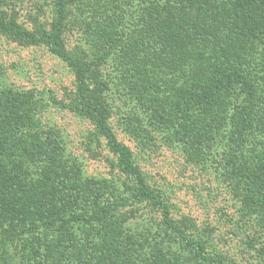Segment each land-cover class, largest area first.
Segmentation results:
<instances>
[{"label": "trees", "instance_id": "16d2710c", "mask_svg": "<svg viewBox=\"0 0 264 264\" xmlns=\"http://www.w3.org/2000/svg\"><path fill=\"white\" fill-rule=\"evenodd\" d=\"M4 5L0 35L19 46L44 45L71 69L73 97L60 107L94 125L123 182L82 174L61 135L38 119L43 94L0 88V247L13 248L24 264H180L184 252L202 264H226L172 221L163 192L148 185L106 125L104 86L63 48L66 0H51L50 30L37 34ZM195 8V0H113L112 20L126 29L117 36L126 52L122 85L136 107L168 123L169 135L181 133L176 142L214 150L215 171L264 238V0L203 8L208 32L197 28L196 37L185 22ZM160 14L169 24L157 32L149 24ZM142 202L160 231L121 227L119 208Z\"/></svg>", "mask_w": 264, "mask_h": 264}, {"label": "rangeland", "instance_id": "374dc122", "mask_svg": "<svg viewBox=\"0 0 264 264\" xmlns=\"http://www.w3.org/2000/svg\"><path fill=\"white\" fill-rule=\"evenodd\" d=\"M226 1L195 0L196 10L185 14V22L191 25L195 37L197 28L208 32L203 8L222 7ZM0 2L6 10H14L24 29L36 34L50 30L54 19L51 0ZM112 3L113 0H66L62 36L64 50L77 62L88 64L91 74L104 86L101 104L106 110V125L131 151L133 163L148 185L163 192L170 218L179 228L194 239L206 240V251L218 254L226 264H264V256L259 252L264 248V238L254 220L242 211L231 187L215 171L214 150L191 139L186 143L176 142L175 136L181 133L175 131L176 134L169 135L164 128L168 123L164 119L157 121L136 107L130 93L123 88L119 61L126 52L124 42L117 36L126 33V29L121 22L112 20L115 17ZM105 6H109L108 16L104 13ZM167 16L172 22L176 18ZM165 24L169 23L160 14L157 22L149 25L160 32L167 28ZM74 86L71 69L44 45L19 46L0 35V88L43 94L38 119L61 135L66 152L78 162L82 174L107 177L121 186L123 177L118 174L114 158L94 125L60 107L71 102ZM197 154L204 156V161L200 162ZM130 209L136 210L133 218L128 215ZM117 213L123 214L119 220L127 232L139 231L144 226L160 231L155 211L143 202L128 203ZM184 253L180 264H202L193 255ZM0 264L24 263L13 248L0 247Z\"/></svg>", "mask_w": 264, "mask_h": 264}]
</instances>
